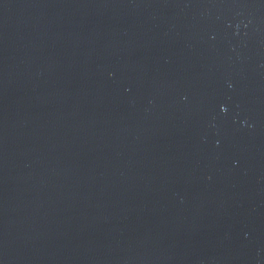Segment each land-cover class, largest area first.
I'll return each mask as SVG.
<instances>
[{"label":"water","instance_id":"obj_1","mask_svg":"<svg viewBox=\"0 0 264 264\" xmlns=\"http://www.w3.org/2000/svg\"><path fill=\"white\" fill-rule=\"evenodd\" d=\"M0 264H264V0H0Z\"/></svg>","mask_w":264,"mask_h":264}]
</instances>
